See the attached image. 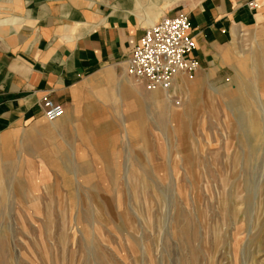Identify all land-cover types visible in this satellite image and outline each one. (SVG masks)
I'll list each match as a JSON object with an SVG mask.
<instances>
[{"label":"rangeland","instance_id":"obj_1","mask_svg":"<svg viewBox=\"0 0 264 264\" xmlns=\"http://www.w3.org/2000/svg\"><path fill=\"white\" fill-rule=\"evenodd\" d=\"M234 56L0 135V264H264V20Z\"/></svg>","mask_w":264,"mask_h":264},{"label":"crops","instance_id":"obj_2","mask_svg":"<svg viewBox=\"0 0 264 264\" xmlns=\"http://www.w3.org/2000/svg\"><path fill=\"white\" fill-rule=\"evenodd\" d=\"M245 1L0 0V135L36 125L45 96L79 117L78 101L127 76L132 50L163 16L188 14L197 77L226 66L238 33L264 20Z\"/></svg>","mask_w":264,"mask_h":264},{"label":"built area","instance_id":"obj_3","mask_svg":"<svg viewBox=\"0 0 264 264\" xmlns=\"http://www.w3.org/2000/svg\"><path fill=\"white\" fill-rule=\"evenodd\" d=\"M250 11L264 8V0H247L241 3ZM198 48L192 35L188 14L163 16L147 27L139 44L127 61L126 74L142 83L151 93L162 92L170 98L185 81L193 82L200 70L195 55ZM47 121L55 123L65 116V108L48 96L41 103Z\"/></svg>","mask_w":264,"mask_h":264}]
</instances>
